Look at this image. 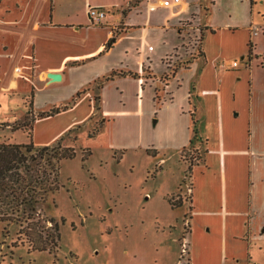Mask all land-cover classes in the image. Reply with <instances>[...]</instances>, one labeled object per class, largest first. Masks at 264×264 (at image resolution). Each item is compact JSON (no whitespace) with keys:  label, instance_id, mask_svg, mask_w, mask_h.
I'll list each match as a JSON object with an SVG mask.
<instances>
[{"label":"rangeland","instance_id":"obj_1","mask_svg":"<svg viewBox=\"0 0 264 264\" xmlns=\"http://www.w3.org/2000/svg\"><path fill=\"white\" fill-rule=\"evenodd\" d=\"M83 3L73 0L82 20ZM210 11L217 29L213 35L220 33L215 39L206 33L211 61L200 57L202 27L181 45V51L178 48L165 59L151 57L142 84L134 76L115 78L105 81L100 91L103 79L82 83L83 73L92 70L85 66L67 80L31 84L28 79L12 91L0 88V142L32 143L38 148L61 140L76 153L59 162L58 189L38 206L36 219L48 231H53L54 221L59 223L58 248L31 250L20 234V223L0 221V264H264V0H217ZM162 34L150 36V45L161 55L176 40L174 34L164 35L167 39ZM139 43L136 38L129 45ZM241 48L246 49L242 54L246 59L235 58ZM4 51L1 46L0 56ZM217 51L231 57L213 61ZM134 56L130 54V63L137 66ZM17 61L13 59L8 79ZM176 67L178 72L171 77ZM204 67L205 80L200 81ZM243 68V74L234 71ZM196 84L205 91L222 92L224 108L236 118L232 127H226L225 142L216 130L207 136L208 144L191 145V113L205 112L197 96L186 99ZM252 88L253 128L249 119L244 123L243 112L245 95L250 110ZM30 94L34 115L72 105L37 117L33 124V114H28ZM98 94L100 100L95 98ZM213 95L206 92L208 98ZM24 120L34 126L32 136L23 129L13 130L14 122ZM205 149V162L191 171L192 158Z\"/></svg>","mask_w":264,"mask_h":264},{"label":"crops","instance_id":"obj_2","mask_svg":"<svg viewBox=\"0 0 264 264\" xmlns=\"http://www.w3.org/2000/svg\"><path fill=\"white\" fill-rule=\"evenodd\" d=\"M132 1L134 0H83L85 19L82 20L74 8L73 0H0V47L5 48L4 56H0V88L12 91L16 88L17 83L28 79L31 84L35 81H48L50 84L55 81L46 78L49 72L61 73L62 80H67L72 72L79 71L81 73L80 68L85 66L92 70L83 73L82 83L93 78L96 80L107 76L114 70L123 69L124 71L138 72L141 75L138 79L142 84L145 65L151 57L157 55L164 59L167 58L189 40L194 31H199L202 27L205 30V37L209 36V38L215 39L220 36V33L213 35L217 29L213 27V23L209 19L212 14L210 10L216 6L217 0H184L174 6H165L161 0H138L136 5L129 8ZM230 6L231 2L228 3V10ZM91 7H103L107 13H110L111 16H107L103 23L105 25L98 26L99 24L92 22L89 16ZM112 8L115 10L112 11ZM123 8L128 10L124 12ZM253 29L251 27V31ZM116 30H119L116 42L106 49L108 40ZM136 30L141 31L134 33ZM152 32L161 33L164 39H167V36L164 35L174 34L176 40L170 46L171 49L164 51L163 55L158 53L160 51L156 53L155 46L150 49ZM136 38L140 40V43L129 45V43H134ZM168 43L170 41L162 44ZM120 44V48L117 49ZM203 50L205 52L203 61L205 62L210 58V56L208 58V51L205 49V38ZM239 53L240 55L235 58L246 59L247 54L242 56L246 53V49L241 48ZM130 54H135L137 66L131 65ZM230 57L225 58L222 53L217 51L212 56V60L222 59L224 61ZM13 59L14 62L17 59L19 61L15 63L14 75L8 79L9 67L13 64ZM209 61L211 60L209 59ZM149 67L151 68L150 63ZM204 71L205 67L201 71L203 73H201L200 81L203 78L205 80ZM234 71H239V74L245 72L244 68ZM126 77L118 76L116 79ZM83 87L85 86L81 88ZM252 90L253 95L250 97L248 105L250 110L249 112L247 110L245 95L244 107L246 109L243 111L245 112L244 123L249 119L251 128H253L255 114L254 88ZM206 92L214 93V95L208 98ZM187 96L186 99H194L193 97L196 99L197 96V101L202 105L205 104V112L202 109H199L200 112L198 109L196 110V117L199 118V126L203 130V135L210 138L216 130H219L223 142L228 140L225 134L226 127H232L236 118L224 108L223 93L217 89L205 91V88H200L196 84L195 89ZM209 100H214L215 103L210 105ZM199 102H197L198 105ZM241 113L242 111L238 110V115ZM188 133L187 137L191 138ZM245 140L246 136H242V141L245 142ZM191 199V203L194 205L196 200L194 191H192Z\"/></svg>","mask_w":264,"mask_h":264},{"label":"trees","instance_id":"obj_3","mask_svg":"<svg viewBox=\"0 0 264 264\" xmlns=\"http://www.w3.org/2000/svg\"><path fill=\"white\" fill-rule=\"evenodd\" d=\"M137 2L138 0L132 1L129 8H132ZM100 8L104 9L103 7ZM104 10L106 11V9ZM127 10L128 9L125 8L124 12ZM104 21L98 24H103ZM118 33L119 30L114 31V34L106 44V49H109L116 42ZM202 37L204 41V29ZM250 45L249 61L253 59L252 41H250ZM199 51L201 52L200 57L205 56L203 49ZM195 53L196 52L192 54L193 56L195 55L193 59L197 56ZM192 61V58L187 60L185 67L188 68ZM179 67L173 69L171 77L176 75ZM128 75L141 77L138 72L124 71L122 69L114 70L109 75L96 79L95 82L98 83L100 79H103V81L98 83V89L101 91L105 81L115 79L118 76L126 77ZM165 76L167 79L170 78L169 74H166ZM193 89H195V86H193ZM80 94H82L81 90L78 91V95ZM100 97V94L95 96L97 100H100ZM28 102L30 106L28 114H33V94L29 95ZM71 105L72 103H66L51 109L47 113H41L38 115L33 114L31 121L34 124L37 117L52 116L62 111H66ZM28 114L26 117H28ZM192 119L194 127L191 145H193L195 141H201L204 144H208V138L201 133V128H199V119L196 117V111L192 113ZM29 124L31 125L30 127ZM0 126H3V124L0 123ZM33 127L34 126L31 123H27V120L16 123L14 122L12 124L13 130L23 129L28 132L30 136L33 134ZM206 152L207 150L205 149L203 155H196L192 158L189 166L191 171L195 164L205 162ZM75 154V148L62 145L61 140L54 144L38 148L32 143L19 144L5 141L0 142V221L20 223L22 226L20 234L25 235V239L29 242L31 250L53 251L59 246V240L61 237L59 223L51 219L55 224H53L51 229L53 231H48L47 226L45 228V225L39 222L36 217L38 215V206L41 201H45L47 194L55 192L58 189L59 162L63 159L73 158L75 157ZM190 208L192 209V207ZM44 232H46V235H44Z\"/></svg>","mask_w":264,"mask_h":264},{"label":"built area","instance_id":"obj_4","mask_svg":"<svg viewBox=\"0 0 264 264\" xmlns=\"http://www.w3.org/2000/svg\"><path fill=\"white\" fill-rule=\"evenodd\" d=\"M162 1V4L165 5V6H174L176 4H180L182 3L184 0H161ZM106 11L100 7H91L89 9V16L92 20L93 23H100V22H103L106 17ZM150 49H152V46H150ZM234 65L237 66L238 65V62L235 61L234 62Z\"/></svg>","mask_w":264,"mask_h":264},{"label":"water","instance_id":"obj_5","mask_svg":"<svg viewBox=\"0 0 264 264\" xmlns=\"http://www.w3.org/2000/svg\"><path fill=\"white\" fill-rule=\"evenodd\" d=\"M47 77L50 79V81L62 80V74L58 72H49Z\"/></svg>","mask_w":264,"mask_h":264}]
</instances>
